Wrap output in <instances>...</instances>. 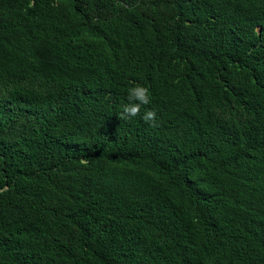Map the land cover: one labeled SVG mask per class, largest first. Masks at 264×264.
Here are the masks:
<instances>
[{
	"label": "trees",
	"instance_id": "1",
	"mask_svg": "<svg viewBox=\"0 0 264 264\" xmlns=\"http://www.w3.org/2000/svg\"><path fill=\"white\" fill-rule=\"evenodd\" d=\"M0 264H264V0H0Z\"/></svg>",
	"mask_w": 264,
	"mask_h": 264
},
{
	"label": "clouds",
	"instance_id": "2",
	"mask_svg": "<svg viewBox=\"0 0 264 264\" xmlns=\"http://www.w3.org/2000/svg\"><path fill=\"white\" fill-rule=\"evenodd\" d=\"M128 100L130 103L124 106L123 111L128 117H135L140 113L142 104L147 105L150 103L149 88L139 84L135 85L129 89ZM132 101H138V103H131ZM155 117L156 112L154 110H148L142 119L146 122H152L153 126H155ZM81 163L86 164L87 162L81 161Z\"/></svg>",
	"mask_w": 264,
	"mask_h": 264
}]
</instances>
